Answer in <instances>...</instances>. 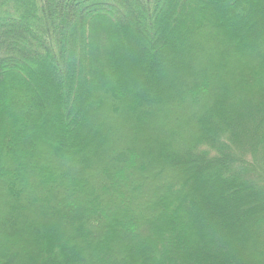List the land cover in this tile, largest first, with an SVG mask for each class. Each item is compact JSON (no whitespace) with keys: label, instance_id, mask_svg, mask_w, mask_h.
Wrapping results in <instances>:
<instances>
[{"label":"trees","instance_id":"1","mask_svg":"<svg viewBox=\"0 0 264 264\" xmlns=\"http://www.w3.org/2000/svg\"><path fill=\"white\" fill-rule=\"evenodd\" d=\"M0 264H264V0H0Z\"/></svg>","mask_w":264,"mask_h":264}]
</instances>
